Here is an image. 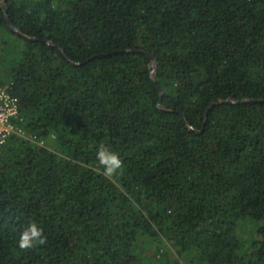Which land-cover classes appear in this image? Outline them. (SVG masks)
<instances>
[{
  "label": "trees",
  "instance_id": "16d2710c",
  "mask_svg": "<svg viewBox=\"0 0 264 264\" xmlns=\"http://www.w3.org/2000/svg\"><path fill=\"white\" fill-rule=\"evenodd\" d=\"M3 5L0 264H264V0Z\"/></svg>",
  "mask_w": 264,
  "mask_h": 264
},
{
  "label": "clouds",
  "instance_id": "9594fccd",
  "mask_svg": "<svg viewBox=\"0 0 264 264\" xmlns=\"http://www.w3.org/2000/svg\"><path fill=\"white\" fill-rule=\"evenodd\" d=\"M96 159L103 167L102 175L109 180H113L123 169V162L119 154L103 144L99 146L96 152ZM45 243L46 237L43 234V229L35 221H31L28 227L21 232L18 247L29 250L36 245Z\"/></svg>",
  "mask_w": 264,
  "mask_h": 264
},
{
  "label": "built area",
  "instance_id": "2783aa9c",
  "mask_svg": "<svg viewBox=\"0 0 264 264\" xmlns=\"http://www.w3.org/2000/svg\"><path fill=\"white\" fill-rule=\"evenodd\" d=\"M19 100L6 87H0V149L12 134H23Z\"/></svg>",
  "mask_w": 264,
  "mask_h": 264
},
{
  "label": "water",
  "instance_id": "95a60500",
  "mask_svg": "<svg viewBox=\"0 0 264 264\" xmlns=\"http://www.w3.org/2000/svg\"><path fill=\"white\" fill-rule=\"evenodd\" d=\"M3 7H4V9H5V16H4V17H5V20L7 21V23L9 24V26H10L14 31L18 32L19 34H23L22 31H21L19 28H17V27L13 24L12 20H11L10 17L8 16V8H7V6H6V0H4V5H3ZM45 40L48 41L47 39H45ZM147 54H148V56L152 59L151 65H152L153 68H154L152 74L154 75L155 70H156L157 67H158V63H156L155 60H154V59H155L154 54H152V53H147ZM158 89H159L160 95L162 96V95L164 94L163 89H162L160 86H158ZM246 100H249V99H246ZM256 100H258V101H264V99H256ZM216 102H217V101H216ZM159 105H160V106L162 105V99L160 100ZM212 105H214V103H213ZM208 111H209V108H208V110H207V112H206V117L208 116ZM204 123H205V122H204ZM189 126H190V125H189ZM190 128H192V127L190 126Z\"/></svg>",
  "mask_w": 264,
  "mask_h": 264
},
{
  "label": "rangeland",
  "instance_id": "374dc122",
  "mask_svg": "<svg viewBox=\"0 0 264 264\" xmlns=\"http://www.w3.org/2000/svg\"><path fill=\"white\" fill-rule=\"evenodd\" d=\"M164 250H167V249H164ZM158 264H164L162 261H158Z\"/></svg>",
  "mask_w": 264,
  "mask_h": 264
}]
</instances>
